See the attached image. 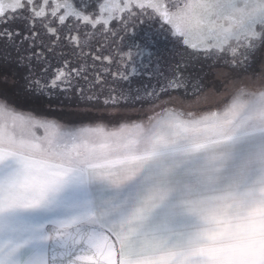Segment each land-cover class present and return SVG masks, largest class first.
I'll use <instances>...</instances> for the list:
<instances>
[{
  "label": "snow or ice",
  "instance_id": "obj_1",
  "mask_svg": "<svg viewBox=\"0 0 264 264\" xmlns=\"http://www.w3.org/2000/svg\"><path fill=\"white\" fill-rule=\"evenodd\" d=\"M0 264H264V0H0Z\"/></svg>",
  "mask_w": 264,
  "mask_h": 264
},
{
  "label": "flooded vegetation",
  "instance_id": "obj_2",
  "mask_svg": "<svg viewBox=\"0 0 264 264\" xmlns=\"http://www.w3.org/2000/svg\"><path fill=\"white\" fill-rule=\"evenodd\" d=\"M138 27L142 28L143 26H138ZM133 80H134V85H133L134 87H140L142 85L143 86H148L149 84H154L155 83V81H151L149 79V77L146 76V75L134 77ZM65 103L71 104L72 101H71V99H68V100H65Z\"/></svg>",
  "mask_w": 264,
  "mask_h": 264
}]
</instances>
